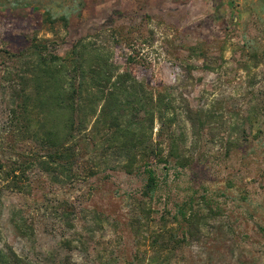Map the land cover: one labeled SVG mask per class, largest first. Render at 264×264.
Returning a JSON list of instances; mask_svg holds the SVG:
<instances>
[{"label":"rangeland","instance_id":"obj_1","mask_svg":"<svg viewBox=\"0 0 264 264\" xmlns=\"http://www.w3.org/2000/svg\"><path fill=\"white\" fill-rule=\"evenodd\" d=\"M39 45L84 54L87 141L17 190ZM0 264H264V0H0Z\"/></svg>","mask_w":264,"mask_h":264},{"label":"trees","instance_id":"obj_2","mask_svg":"<svg viewBox=\"0 0 264 264\" xmlns=\"http://www.w3.org/2000/svg\"><path fill=\"white\" fill-rule=\"evenodd\" d=\"M73 46H77V42ZM38 49L39 54L34 55L39 57V68L28 74L37 88L22 91L24 101L13 110L16 122L18 118H24V129L27 132L23 140L27 145V154L16 155L8 174L13 179L12 187L16 186L17 190L23 186L20 180H26L27 175L38 166L46 171L57 167L74 166L84 156L83 147L87 141L85 137L80 138L86 128L89 113H91L84 102L87 96V89L83 88V81L86 77L82 69L84 54H75V56L60 59L56 55L40 54L41 45L35 48V51ZM94 58L96 66L91 69V79L97 86V93L102 94L103 87L109 83L111 74L107 72L106 61L100 54H94ZM68 66H72L76 72L78 70L80 73L77 75L75 72H67L65 68ZM127 76L130 79L134 78L130 71L127 72ZM76 77L81 81L80 84L76 86L69 83ZM26 78H24L25 81ZM102 82L105 83L100 85ZM123 86L124 84L121 83L110 92L112 112L119 107L118 93H125L127 90ZM34 110L37 116L31 118ZM113 116L110 120L111 128L118 126L116 114ZM155 157L157 164L163 163L164 160L160 158V155L157 154ZM143 173L146 175L145 192L152 195L158 186L155 172L146 164ZM176 214L186 219L183 207H178ZM177 224H180L179 220Z\"/></svg>","mask_w":264,"mask_h":264}]
</instances>
